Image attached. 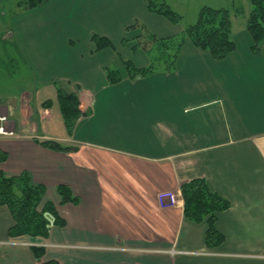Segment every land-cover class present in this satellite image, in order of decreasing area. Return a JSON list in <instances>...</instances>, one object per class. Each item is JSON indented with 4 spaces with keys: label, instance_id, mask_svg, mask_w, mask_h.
<instances>
[{
    "label": "crops",
    "instance_id": "obj_1",
    "mask_svg": "<svg viewBox=\"0 0 264 264\" xmlns=\"http://www.w3.org/2000/svg\"><path fill=\"white\" fill-rule=\"evenodd\" d=\"M162 25L156 38L171 36V24ZM106 51L91 50L81 72L61 77L86 114L72 138L57 104L40 114L22 108L27 136L40 134L77 152L51 151L38 137L0 146L10 155L0 169L9 176L28 172L64 221L52 223L47 238H10L13 219L0 207V264H38L34 248H44L42 261L60 264H264V48L253 54L249 43L226 58L239 68L232 81L224 79L226 60L215 61L190 41L174 70L148 77L123 75ZM109 70L122 81L111 85ZM35 93L42 101L57 99L53 85ZM195 179L229 202L216 224L225 240L214 249L205 242L206 223L184 217L181 187ZM59 185L79 204L63 205ZM166 194H178L177 206L160 199Z\"/></svg>",
    "mask_w": 264,
    "mask_h": 264
},
{
    "label": "rangeland",
    "instance_id": "obj_2",
    "mask_svg": "<svg viewBox=\"0 0 264 264\" xmlns=\"http://www.w3.org/2000/svg\"><path fill=\"white\" fill-rule=\"evenodd\" d=\"M25 1L27 0H0V116L7 117L5 127L9 131L12 129L11 122L17 120L13 135L0 134V146L8 145L12 139L23 140L25 137H38L39 142H58L46 140L47 137L41 138L40 134L27 136L22 126L25 121L22 108L27 106L40 114V108L51 110L53 105H58L57 99L42 101L40 98H33L36 89L40 90L44 85L69 87L67 82L61 81V77L66 73L81 72L90 62L88 54L91 50H96L97 42L94 38L106 37L113 43L114 46L106 52L119 60L121 65H118V69L123 75L127 73L123 60L131 61L137 67L152 64L158 68L156 72H160L163 64L160 62V50L155 40L162 38H156L158 36L155 34L163 27L162 24H171L169 32L167 30L168 35L182 36L188 27L197 22L201 9L210 7L227 8L231 11L235 25L234 29L232 27V38L239 53L246 50L249 43L250 50L253 45L246 27V16L251 11L249 0H164L180 16L178 22H171L151 13L147 0H48L34 9H27L23 5ZM240 24L243 28H238ZM263 44L264 42L260 49L264 48ZM168 52L173 55L175 50ZM50 54H55L54 59L49 57ZM118 55H121V59ZM69 61L75 66L71 71ZM235 65L233 57L226 60L223 67V71H226L225 80L232 81L239 77V73L234 70L238 68ZM71 85H74L73 82ZM229 95L226 93L229 103L226 105L231 107L232 99ZM39 102L42 103L38 104ZM47 103L51 105L48 106ZM7 110L9 114L1 113ZM0 153L7 154V161L0 162L2 166L8 162L10 155L1 148ZM24 172L26 171L18 175ZM48 202L52 203L44 198L39 210ZM50 220L53 222V218L50 217Z\"/></svg>",
    "mask_w": 264,
    "mask_h": 264
},
{
    "label": "trees",
    "instance_id": "obj_3",
    "mask_svg": "<svg viewBox=\"0 0 264 264\" xmlns=\"http://www.w3.org/2000/svg\"><path fill=\"white\" fill-rule=\"evenodd\" d=\"M48 0H27L23 5L27 9L42 6ZM148 9L151 13L167 18L171 22H178L180 16L176 14L164 0H147ZM157 1H159L157 3ZM251 11L247 17V31L250 34L253 45L251 51L258 54L260 46L264 42V0H249ZM96 51L113 47V43L106 37L96 39ZM186 41L197 49L207 52L216 61H222L236 51V44L232 38V15L227 8L214 9L204 7L201 9L197 22L188 27L182 36H171L156 39L160 50V62L164 71L175 69L180 51ZM174 49L173 55L169 50ZM171 57V58H170ZM129 78L148 77L158 68L149 65L147 68H137L132 62L125 64ZM109 83L116 85L122 81L120 73L116 70L108 71ZM57 103L64 122L67 135L72 137L76 125L85 113L81 110L80 97L77 93L67 92L63 87L57 86ZM50 106V103H47ZM47 104H44L47 106ZM39 145L55 152L73 153L78 149L66 147L58 142H39ZM7 161V154L0 153V162ZM58 195L63 205H78L79 199L74 197L70 188L65 185L57 187ZM184 200V217L195 223H206L205 242L211 249L219 247L225 240L217 227L218 214L229 208V202L210 190L204 179H195L185 183L181 187ZM46 195L43 185L32 183L29 173L24 172L18 176H6L0 170V207H7L14 219L15 224L8 230L10 238L29 236L33 238H47L52 223L63 227L64 221L59 217L54 205L48 202L41 211L39 210ZM50 217L53 218L51 222ZM34 256L38 264H60L57 261H42L45 250L34 248Z\"/></svg>",
    "mask_w": 264,
    "mask_h": 264
},
{
    "label": "built area",
    "instance_id": "obj_4",
    "mask_svg": "<svg viewBox=\"0 0 264 264\" xmlns=\"http://www.w3.org/2000/svg\"><path fill=\"white\" fill-rule=\"evenodd\" d=\"M6 122H7V117L0 116V134H8V135L11 134V135H13L14 132L6 129V127H5ZM178 197H179L178 194H166V195H162L160 197V199L163 200V199L167 198V199H169L172 206H177L178 201H179Z\"/></svg>",
    "mask_w": 264,
    "mask_h": 264
}]
</instances>
